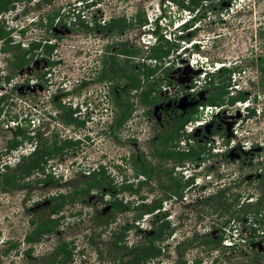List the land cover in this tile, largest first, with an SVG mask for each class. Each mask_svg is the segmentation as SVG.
Returning a JSON list of instances; mask_svg holds the SVG:
<instances>
[{
	"label": "rangeland",
	"instance_id": "1",
	"mask_svg": "<svg viewBox=\"0 0 264 264\" xmlns=\"http://www.w3.org/2000/svg\"><path fill=\"white\" fill-rule=\"evenodd\" d=\"M184 3L188 6L189 0ZM13 4L0 13V23L10 32L7 52L1 50L0 41V97L4 96L0 105L5 111V122L2 114L0 122V264H40L52 258L56 245L64 240L71 254L67 264H118L119 255L125 260L130 253L111 244L114 231L121 244L132 246L153 233L158 216H162L164 227V237L158 242L161 255L148 264H264V212L257 219L246 220L241 210L247 201L259 203L257 198L262 192L264 61L262 70L259 62L264 58V0H201L190 8L168 0H15ZM56 11L59 15L49 20L47 16ZM138 12L143 13L147 24L134 25ZM195 14L197 27L183 28L182 23ZM113 16L124 17L129 25L121 34L110 37L93 28L94 20ZM157 17L161 18L159 25L164 27L162 33L168 40L165 45L172 49L160 61L146 63L156 70L150 79L154 94L166 99L162 107L150 111L134 91L120 93L126 81L115 76L114 92L118 91L122 105L129 106L131 113L120 129L109 133L115 113L113 96H106L108 81L96 79L104 46L112 39L119 42L120 38H128V46L138 47L139 53L134 59L118 55L115 71L121 72L122 67L131 72V65H135L133 72H137L140 58L149 54L150 46L156 43L153 28ZM191 40L195 50L189 53L185 47ZM30 43L37 47L32 51V65L19 73L14 67L19 59L16 55H22ZM197 59L207 60L214 69L226 66L230 71L217 80L229 85L230 94L248 97L221 108L199 107V121L187 123L179 140L169 142L172 148L178 143L199 153L178 166L172 159L153 156V133L163 128L168 131L178 110L206 99L205 91L197 87H180L181 92L174 94L175 79L193 83L198 78L201 66ZM48 61L54 62L51 67ZM43 70L45 75L39 77ZM82 78L85 83L69 94L72 83ZM59 98L80 112L77 116L85 121L83 127L70 123L77 118L73 111L64 116L54 107L53 102ZM175 98L180 100L176 103L178 109H174ZM215 118L222 129L216 127L210 135L207 129ZM18 122L24 128L28 126L31 133L39 129L49 144L53 139L58 145L64 138L71 140L50 153L44 166L24 179L29 184L6 192L1 189L5 165L13 171L21 156L28 157L34 147L33 142H25L6 150L8 139L13 137L10 128ZM199 124L206 128L207 138L187 140L186 134L197 131ZM58 132L55 138L53 133ZM78 137L82 140L78 141ZM138 150H143L156 168L149 180L136 176L128 161L130 153ZM98 169L104 171L103 188H94L86 197L76 196L74 201H66L57 211H51L52 204L59 203L51 196L82 186L90 179L88 174ZM43 171L52 180L34 181L44 178ZM178 179L184 184L182 196L172 193L175 186L169 187ZM126 184H132L136 191L119 190ZM113 198L125 209L110 219L108 200ZM235 198L238 204L227 211ZM155 201H161L160 211L144 213ZM261 203L264 209V200ZM138 214L142 215L136 218ZM40 216L57 217L56 231L36 243H27L24 236L33 227L30 220ZM220 226L225 238L222 246L210 249L198 243L196 239L202 234L214 235ZM27 249L29 254L25 253Z\"/></svg>",
	"mask_w": 264,
	"mask_h": 264
},
{
	"label": "trees",
	"instance_id": "2",
	"mask_svg": "<svg viewBox=\"0 0 264 264\" xmlns=\"http://www.w3.org/2000/svg\"><path fill=\"white\" fill-rule=\"evenodd\" d=\"M15 0H0V13L5 12L10 7H13V2ZM172 3L177 4L180 7H191L195 6L196 4H199L201 0H189V5L187 6L184 3V0H168ZM193 9V7H192ZM59 15V11L54 12L51 15H48L49 20H53L55 17ZM138 17V21H136L134 25L141 26L143 24H147V20L145 16H142L143 13L136 14ZM143 17V18H140ZM133 24H130V26ZM129 27L127 25V22L124 17H111L108 20H94V26L93 28L96 30H103L109 35L111 34H121L124 30H126ZM85 28L87 26L85 25ZM153 33L156 37V43L152 44L149 49V54L147 55V58H151L157 61H160L161 59L165 58L169 55L171 52V46H166L165 43L168 42V40L165 38L164 34L162 33L161 27L155 23V26L153 28ZM5 40V43L8 44V41L10 39V32L5 29V26L3 25L2 21L0 23V40ZM116 45V47H115ZM36 44L30 43L28 45V49H25L22 53V55L19 57L18 61L15 62V69L20 68L23 65H26L31 62V55H33V49H35ZM3 50L7 51L9 49L8 45H4ZM30 53L29 56H26V54ZM139 53L138 47H130L128 46V41H121L114 43V48L111 51L110 45L105 46V53L102 58V68L100 72V78L99 79H111L115 78V76H122L126 78V84L127 86L123 89L122 92L125 94H128L130 90H140L141 95V101L144 104H154L156 101V98L153 96L154 92V84L152 82H149V78L151 75L155 73V68L146 65L145 63H139V70L137 72H133V69L135 65H131L130 69L131 72H128L127 69H122L120 67V70H122L121 73L116 72L115 68L117 66L116 63V57L118 55L127 56V57H137V54ZM264 61V58H261L260 60V69H263L262 62ZM114 71V76L109 74ZM230 70L226 67H222L219 71H217L213 76V85L215 87V91L210 93L209 98L203 102L202 105H216L217 107L225 102H228L229 104H233L236 101H245L247 99V94H241L239 96H233L228 95L223 98V95L227 94L228 89L226 88L227 85L223 82V80H217L220 78L221 75L226 74ZM144 77V79L147 82V87L143 88V83L140 76ZM115 97V96H114ZM115 104L118 105L120 108V112L118 113V123L120 124L123 120H125L131 113V109H129V106L124 107L122 105V98H116L115 97ZM200 116L195 115H188L184 117L182 121L175 124V128L168 132L167 134H164L162 137V141L164 144V151L156 152L158 154L166 155L167 157L171 159H176L179 161L177 164L178 166H183L186 160H193L194 158L198 157L199 153L194 152L193 150H176L174 147L172 148L169 144V141L177 139L179 140L182 133L185 131V126L189 122H194L198 120ZM25 121V120H24ZM22 124H19V122L11 127V131L13 133V137L8 139L6 150L11 151V149H16L19 146H22L25 142H33L34 147L29 152L28 157L26 155L21 156V158L18 160V162L14 165L13 171H9L10 166L8 164L5 165V171L3 172L2 176V184L1 189L3 191H10L12 188H22L24 185L29 184L28 181H24V179L29 178L33 174H35L38 169H40L41 166H44V163L47 160L48 155L52 152L53 149L61 148L62 146H50L48 144V140L46 138H43L41 136L40 130L37 129L35 132L31 133L29 132ZM39 139H42V142H39ZM196 139V138H194ZM67 142V141H66ZM64 142V143H66ZM43 145V146H42ZM178 143H176V146ZM262 146L264 148V140L262 141ZM184 149V148H183ZM140 159H133V166L135 169L136 174H143L145 176L153 177V174L155 173V168L144 159L142 155L139 157ZM103 169V167H101ZM103 170L99 171H92L90 172V179H88L84 184L80 187H74L71 191L67 193H59L57 196H52L51 199L53 200H59L58 204H52L51 211H57L58 208L63 205L66 201H74L78 196L79 197H86L89 192L96 188L100 190L103 188V183L101 179V174L103 173ZM172 170H170L171 174ZM44 178H36L34 181H40V180H52L49 177L48 173H44ZM188 182L192 181L191 179H187ZM261 194L259 198H257L260 202L259 203H251L249 201L242 206L241 210L243 211L242 217H244L246 220L249 219V217L258 218L260 217L261 213L264 212V209L262 207V201L264 200V171L261 173ZM172 186H175V188H172ZM172 189L173 194H178L182 196V189L184 188V184L178 179L174 180L170 183V186ZM122 189H128L130 191L135 192L130 184L121 186ZM77 196V197H76ZM212 197V196H211ZM224 200H219L218 203H223ZM238 204L237 198H235L234 202H230L229 208H227V211L232 210V207L234 205ZM161 208V201H155L153 204L146 207L144 213H153L155 210L157 212L160 211ZM111 209L112 212L115 214L116 211H123L125 209V206L117 203L115 200L111 201ZM142 214L136 215V218L140 217ZM162 216H158L155 218L156 224L153 228V233L146 237L143 241L138 242L137 244H134L132 246H128L126 244H121V238L118 235V232L114 231L112 234V240L111 244L114 245V247H120L121 249H124L127 253H130L129 258L125 259L122 255H119L118 258V264H148L150 261L154 259H158L161 255V247L159 246L158 242H161L162 238L164 237L163 232V224H162ZM58 218L57 217H45L41 218L38 217L37 219L31 218L30 223L33 225L32 229L24 236V240L27 243H36L38 242L44 235L53 233L56 231V228L58 226ZM161 221V222H160ZM249 232L252 231V228L250 226L246 227ZM168 233L171 232L169 227H166ZM197 236H194V239H196ZM224 235L222 226L217 228V231L214 235L211 234H202L200 239H196L199 244L204 245L206 248L215 249L222 246V242H224ZM15 242L12 243L14 245ZM67 242L64 240L60 244L56 245L53 253V257L46 261H40V264H67V261L71 259V254L67 251ZM28 249H31V246H29ZM26 250L25 253L29 254V250ZM155 263V262H154Z\"/></svg>",
	"mask_w": 264,
	"mask_h": 264
},
{
	"label": "flooded vegetation",
	"instance_id": "3",
	"mask_svg": "<svg viewBox=\"0 0 264 264\" xmlns=\"http://www.w3.org/2000/svg\"><path fill=\"white\" fill-rule=\"evenodd\" d=\"M48 17V16H47ZM202 17V16H201ZM111 18V17H110ZM109 19V18H108ZM107 19V20H108ZM104 20H106V19H104ZM108 35H109V33H107ZM110 37H114V34H111L110 35ZM124 39V38H123ZM128 41V38H125V40H122V38H120V41L119 42H123V41ZM0 41H2L3 42V45L1 46V50L3 51V52H7V51H5V50H3L2 48H3V46L4 45H7V43H5V40H0ZM114 43H117V42H114V40L112 39V41L111 42H107V44H105V46L106 45H110V50L112 51L113 50V48H114ZM200 43V41H198V44ZM51 46L50 47H52L53 46V44L51 43L50 44ZM200 45V44H199ZM105 46H104V50H103V52H102V54H101V60H100V63L98 64L99 66H98V70H99V74L97 75V80L98 81H105V83H107V81H108V85H110V86H108L107 85V87H109V89L107 90V92H105L106 93V96H108L109 97V94L111 95V96H113V98L111 99L112 100V107L115 109V113H114V116H112V120H110V129H109V133L111 132H113V134H114V131L115 130H117V129H120L121 127H122V125L124 124V122H125V120H123L120 124L118 123V119H117V117H118V105L117 104H115V97L116 98H120L121 96H120V94L118 95V91L121 93V91H123V89L127 86V84H125V87L124 88H121V90H118L117 92H114L115 91V89H114V86L116 85V82H117V77H113V78H111L110 80L109 79H99L100 78V72H101V68H102V58H103V56H104V53H105ZM115 47H116V45H115ZM37 48V47H36ZM35 48V49H36ZM194 50H195V47H194ZM148 55V54H147ZM147 55L145 56V57H142V58H140V59H142L141 61L142 62H140V64L141 63H145L146 65H148L147 63H146V61L147 60H154V59H151V58H147ZM199 55V54H198ZM199 57H200V55H199ZM124 58H126V59H134V58H137V57H127V56H125L124 55ZM155 61H157V60H155ZM45 62H47V61H45ZM48 63H49V67H51L52 66V64L54 63V62H52V61H48ZM196 63H200V66H201V69L199 70V72L197 73L198 74V78L197 79H195V80H192L193 81V83H191V82H189V81H187V82H184V81H181V80H176L175 79V82L177 83V85L176 86H178V88L180 89H177L176 88V86H174V88H175V91H174V94L177 92H181V88L180 87H184L185 89L186 88H188V87H190V88H194V87H197L198 89H200V90H203V91H205V95H206V99L204 100V101H206L208 98H209V95H210V93H212L213 91H215V87H214V83H213V80H214V74L217 72V71H219L222 67H226V66H224V65H222V66H219V67H217V68H215L214 69V66L212 67L211 66V63L210 62H208L207 60H205V61H203V60H196ZM15 64V63H14ZM31 65H32V63L30 62V63H28V64H26V65H23V66H21L20 68H18V69H16V70H18L19 71V73H20V71H21V69H23L24 67H26V66H30L31 67ZM138 66H139V64H137ZM15 66V65H14ZM121 72H122V70H120ZM179 71V70H178ZM121 72H119V73H121ZM45 73L46 72H44V70H43V72H41V73H39V77L40 76H44L45 75ZM112 73V76H114V71H112L111 72ZM50 74V73H49ZM93 76H94V74H93V71H92V73H91ZM89 75V74H88ZM154 75V74H153ZM153 75H151L150 76V78H149V82H150V79H152L153 78ZM201 75V76H200ZM90 76V75H89ZM6 78L8 77V76H5ZM141 78H143V80H142V83H143V86L146 84V87H147V82H146V80L144 79V77H142V75L140 76ZM120 78H124L125 79V81H126V78L125 77H122V76H120ZM82 83H85V79L84 78H82V79H78V80H75L72 84H73V86L70 88V90H68L69 92H71V93H69V94H72V93H74V92H76V89H78L79 87H80V85L82 84ZM227 85V89H228V92H227V94H225V95H223V98H225L227 95H228V97H229V95H232V94H230L231 93V91L229 90V85L228 84H226ZM142 86V87H143ZM131 91H134L133 93H137L138 94V96H140V102L142 103V104H144L142 101H141V95H140V92H141V89L139 90H135V89H132V90H130L129 92H131ZM117 93V94H116ZM122 93H124V92H122ZM153 94V96L156 98V101H155V103L154 104H144L145 106H148V107H150L149 109H150V111L152 110V111H154L155 109H157V107H162V105H163V103H164V101H165V99H166V97H163L162 95L160 96V97H158V95H156V94H154V92L152 93ZM173 94V93H172ZM115 96V97H114ZM175 95H173V97H174ZM234 96V95H233ZM96 97L97 98H99L100 96H98V95H96ZM170 101L172 100V99H169ZM99 101H101V100H99ZM180 102V100H178V99H174V109L175 108H177L178 109V107H179V104H176L177 102ZM203 100H201L200 101V104H197V105H195V106H193V107H189V108H187V109H185V110H178V113L177 114H175V116L173 117V118H171L172 120L170 121V123H169V125L170 126H172L171 127V129H169L168 131L165 129V128H163V129H160V130H158V131H155L154 133H153V139H152V146H153V152L154 153H152L153 154V156H160V157H165V158H167L168 160H170L171 158H169V157H167L166 155H162V154H158L157 152H160V151H164L165 149H164V144H163V141H162V137L164 136V134H167L168 132H170L171 130H173L174 128H175V124H177V123H179L180 121H182L183 119H184V117H186V116H188V115H195V116H201L200 114H201V112H200V110H199V107H203V106H210V105H202L203 104V102H204ZM241 101V100H240ZM1 102H4V96H2V97H0V104H1ZM99 103V102H98ZM53 104H54V107L55 108H57V109H60V111H62V113L64 114V116L65 115H67V114H69L70 112H72L73 114H74V117L76 118L75 120H72L70 123H72V124H77L79 127H83L84 126V123H85V121H82V118H80V117H78L77 116V114H79L80 112L78 111H76L75 109H73V108H71V106H70V103H65V101H63V98H59V100H58V102H53ZM200 105V106H199ZM213 105V104H212ZM222 105H224V106H226V105H230L228 102H225L224 101V103L223 104H221L220 106H222ZM1 106L2 105H0V122H1V114L4 116V109H3V112L1 111ZM214 106V109L215 108H217V106L216 105H213ZM220 106H218V107H220ZM221 108V107H220ZM164 109V108H163ZM116 111H117V114H116ZM165 112H166V114H169L168 113V111L167 110H165ZM152 113H155V112H152ZM197 121H199V120H196V121H194V122H197ZM3 122H5V116H4V119H3ZM1 124V123H0ZM168 125V124H167ZM200 126H198V129H197V131H196V129H194L191 133H188V134H186L187 135V140H192V141H195V140H201V141H203V138H207V134H205L204 133V131L206 130V128L205 129H202V124H199ZM220 123H218L217 122V120H216V118L215 119H213L212 121H211V123H210V127L207 129L208 131H209V134L210 135H213L214 133H215V128L217 127L218 129H222L221 127H220ZM59 133L60 132H58V133H53V136L56 138V136L57 135H59ZM208 134V135H209ZM88 135L89 134H85L84 135V137H88ZM222 136H225V133H223L222 134ZM194 138H196V139H194ZM228 139V138H227ZM40 140H42V139H40ZM68 140H71L70 138H64V139H62V145H58L57 144V140L56 139H53L52 141H51V143L49 144L50 146H54V144L56 145V146H62L63 147V145H64V142H68ZM76 140V139H75ZM77 140L79 141V140H82L81 138H77ZM227 141H229V140H227ZM170 142V141H169ZM183 142H185V141H183ZM43 146V145H42ZM61 147V148H62ZM158 147H161L162 149H158ZM61 148H58V149H53L52 150V152H54V151H57V150H60ZM175 148V147H174ZM184 147H182V146H179V144L176 146V150H185V148L183 149ZM156 150H157V152H156ZM186 150H188V149H186ZM51 152V153H52ZM140 155H142L143 157H144V159L146 160V161H148L150 164H151V162H150V160H148L147 159V155L145 154V152L143 151V150H138L137 152H131L130 153V155H129V158H128V161H129V163H130V165L132 166V168H133V170H134V173H135V175L136 176H141V177H143V179H145V180H149V179H151L152 177H149V176H145V175H143V174H136V172H135V169H134V166H133V159H140L139 157H140ZM172 160H174V161H176L177 163H179V161L178 160H176V159H172ZM152 165V164H151ZM153 166V165H152ZM100 167H103L102 165L100 166ZM154 167V166H153ZM155 168V167H154ZM101 170V169H100ZM155 170H156V168H155ZM98 171H99V169H98ZM156 172V171H155ZM157 172H159V171H157ZM88 176L90 177L91 175H90V173L88 174ZM141 183H142V181L141 180H139L138 181V184L139 185H141ZM84 184V183H83ZM126 185H128V184H126ZM131 185V187H132V184H130ZM123 186V185H122ZM119 190H128V189H122L121 188V186H120V188H119ZM69 191H71V189H67V190H64L63 192H59V193H67V192H69ZM130 193H133V191H130V190H128ZM58 193V194H59ZM58 194H55V195H53V196H57ZM177 195V194H176ZM52 197V196H51ZM113 200H115L114 198L113 199H110V200H108V210H109V214H110V219H112V217H114V213L112 212V209H111V201H113ZM68 202H69V200H68ZM118 212H120V211H116V213L115 214H117ZM216 231H217V229H216ZM216 231H215V233H216Z\"/></svg>",
	"mask_w": 264,
	"mask_h": 264
},
{
	"label": "clouds",
	"instance_id": "4",
	"mask_svg": "<svg viewBox=\"0 0 264 264\" xmlns=\"http://www.w3.org/2000/svg\"><path fill=\"white\" fill-rule=\"evenodd\" d=\"M193 12V11H192ZM194 17H196V14L194 15V16H192V17H190L189 19H187L186 21H185V23L183 22L182 23V27L184 28L185 26H187L186 28H192V29H194L195 27H197V25H196V21L194 20ZM159 21H161V18L160 17H157L155 20H154V23H157L158 25H159ZM160 26V25H159ZM163 27V26H162ZM161 27V29H162V31H163V29H164V27L162 28ZM196 43H198V42H196ZM200 44V43H199ZM195 45V42L194 41H189L188 42V45L185 47V49H187V52H189V53H191V52H194V46Z\"/></svg>",
	"mask_w": 264,
	"mask_h": 264
},
{
	"label": "built area",
	"instance_id": "5",
	"mask_svg": "<svg viewBox=\"0 0 264 264\" xmlns=\"http://www.w3.org/2000/svg\"><path fill=\"white\" fill-rule=\"evenodd\" d=\"M189 123L193 125V122H189ZM194 123H195V122H194ZM186 128H187V125H186Z\"/></svg>",
	"mask_w": 264,
	"mask_h": 264
}]
</instances>
